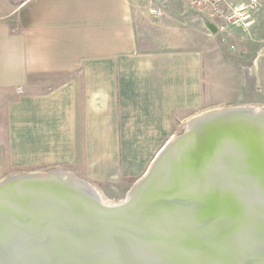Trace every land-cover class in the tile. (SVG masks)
<instances>
[{"label": "crops", "instance_id": "1", "mask_svg": "<svg viewBox=\"0 0 264 264\" xmlns=\"http://www.w3.org/2000/svg\"><path fill=\"white\" fill-rule=\"evenodd\" d=\"M240 38L257 41L264 89L263 9ZM233 51L189 0H0V181L44 166L142 178L178 122L244 87Z\"/></svg>", "mask_w": 264, "mask_h": 264}, {"label": "bare ground", "instance_id": "2", "mask_svg": "<svg viewBox=\"0 0 264 264\" xmlns=\"http://www.w3.org/2000/svg\"><path fill=\"white\" fill-rule=\"evenodd\" d=\"M245 108L253 109L252 113L264 110L255 106ZM238 113L220 123L216 133L206 132L201 137L204 140L189 137L203 114L188 121L189 136L181 138V134L171 138L173 146L181 139H186L188 146L177 152L167 171L158 176L145 197L151 201L160 194L163 199H169L174 204L171 212L164 213L145 201L128 210L126 215L110 220L71 209L64 201H47L46 206L30 207L26 203L23 206H20L23 203H12L9 208L19 207L8 211L0 208V264H264V218L259 213L260 209L264 212V115ZM215 119L211 116L199 122L207 124ZM193 146L205 155L208 151L209 154L217 151L219 158L227 159L235 170L237 179L233 183L231 179L221 183L219 171L207 163L199 164V172L193 166L187 168L192 165L189 160ZM156 158L140 185L162 155ZM162 165L157 164V169ZM186 170L189 173L185 180L174 179L178 171ZM27 177L33 179L24 180ZM67 177L51 171L44 176L32 174L15 180L32 181L45 188L44 193L55 196H59L57 191L67 193L85 205L101 209L120 206L139 190L133 188L124 202L109 204L95 188L86 186L77 177H71L72 180ZM194 178L206 184L203 193H193ZM205 207L209 217L203 228L208 234L185 233L187 228L198 225ZM25 231H36L37 235L34 239L20 237ZM10 239L14 247L6 248ZM21 249L25 254L16 257Z\"/></svg>", "mask_w": 264, "mask_h": 264}, {"label": "water", "instance_id": "3", "mask_svg": "<svg viewBox=\"0 0 264 264\" xmlns=\"http://www.w3.org/2000/svg\"><path fill=\"white\" fill-rule=\"evenodd\" d=\"M207 26L211 30L216 31V27H214L209 22H207ZM222 109H224V108H222ZM252 110H251V108H245L244 106L232 107V108L227 107L226 110H224V111L223 110H212L213 111L212 112L210 110L207 113L203 114V116H205V117L202 116V118L197 121L198 123L196 122L194 129L192 130L191 134H189L190 136L186 132H184L180 137L183 138L184 136L188 135L189 137H192L191 140H193V139L199 140V138H200V140H204L205 138H201V137L205 136L206 132H209L212 130V134L216 133L217 129L220 128L219 127V125H221L220 123H222V122L224 123L225 121H227L228 117L231 115H234V113H236L237 111H239L238 114H245V115L251 114L250 116H253L254 114L256 116L264 115V110H262L259 113L258 112L252 113ZM211 116L215 117L216 119L211 120V122H209L207 124H202L199 122V121L205 120L206 118L211 117ZM191 140H189V141H191ZM173 142L174 141L170 139L169 142L165 145V147L162 149V151L158 155V158H156V159H159V157H161V155H162V158L159 162H157V160H156V162H154L155 163L154 164L155 167L153 169L154 172L151 170V172H150V174H148V178H146L145 182L141 185L139 183L135 187L136 190L139 189L137 191V194L133 198H131L132 196H130V198H128V200L126 202H124V204L122 203V205H120V206L118 205L117 207H111V206L110 207H103L102 209L99 207H96V206H91V205L88 206V205L81 203L78 199L73 198L70 194H67V193H60L59 191H57L58 192L57 195H59V196H55L52 193H50V194L44 193L43 189H45V188L40 187L36 184H32L33 183L32 181H27L24 183L16 181L15 180L16 176H15V177L7 178V179L3 180L2 182H0V208H2V209L6 208L8 211V210L16 209L17 207H19V206H16V207L11 206L9 208V206L12 203H23L20 206H23L26 203L25 206L30 207V206H38V205L46 206V204L48 203L47 201H49L51 203L52 202L61 203L62 201H64L65 203L69 204L68 207L71 209H75V210L82 211L84 213L91 214L93 216H96L97 218L110 219L111 220L112 218L121 217V216L126 215V212L128 210H130V209L132 210L137 205L140 206V204H142L146 201V203L150 202V203H152L153 206H157V209H159L160 211H162L164 213L165 212H171L172 209H170V208H173L174 204H172V202L169 199L168 200H166L165 198L163 199V196L160 194H158L156 197L152 198L151 201H147V199L145 197L147 194V190L153 186V184L155 183V180L158 178V176H162L167 171L168 166H170L171 163L173 162L172 158L174 156H177V152H179L184 146H185V148L188 146V143H186L187 142L186 139H181L176 146H173L174 145ZM196 148H197L196 146H193V148H190L192 150V152H191L192 157L189 160V162L192 165L189 164V166L187 168L193 166L194 170L199 172V171H201L200 170L201 166L198 167L199 164L203 165V164L207 163L210 165V167H213L220 172V174L218 172V175L220 176V180H221L220 182L221 183H224V182L228 183V181L230 179H231V183H233L232 181L234 179H237L235 170L229 164L227 159L225 160L223 158H219L217 151L214 152V150H213V151H211L210 154L208 151L207 155H205L203 153V151H199L198 148L197 149ZM174 150H176V151L172 154V151H174ZM170 154H172V155L169 158ZM157 164L159 166L161 164H163V165L160 168L158 167V169H157V167H156ZM55 171H57V170H55ZM188 173L189 172H187V170L184 173L178 171L175 174L176 177H174V179L179 177V178L185 180L186 177L188 176ZM208 175H210V171H209ZM27 176H29V175H27ZM35 177L37 178L38 176H35ZM29 179H33V178L27 177L24 180H29ZM194 180L196 182V183H194V184H196V187L193 188V193L194 194L203 193L206 190L205 189L207 187L206 184L202 183L201 179L198 181V178H194ZM11 181H15L16 183H10ZM21 183H23V184H21ZM85 184H86V186H90L86 182H85ZM188 188L191 189V186H189ZM35 189H37L36 192H34ZM47 191H49V190L47 189ZM15 198H16V200H14ZM34 199H36V200L34 201ZM207 209H208V207H205L204 211L201 212L200 218L198 219L199 220L198 225L194 228H192V227L187 228L186 231H184L185 233H192L195 235H197V234L198 235L208 234L207 230H205L203 228V223L206 222L208 219L207 217H209V215H207ZM259 213L264 218V212L261 209H260ZM199 224H200V226H199ZM189 230H191V231H189ZM36 233H37L36 231H34V232L32 231L31 233L26 232V233H22V235L20 237H22V238H31L32 237L33 238V236L37 235ZM9 246L14 247L13 240H11V242L8 243L6 248H8ZM24 254H25V250L21 249L18 252V254H16L15 256L21 257ZM126 257L127 256H122L123 259H126ZM19 263L20 262H17L16 264H19Z\"/></svg>", "mask_w": 264, "mask_h": 264}, {"label": "rangeland", "instance_id": "4", "mask_svg": "<svg viewBox=\"0 0 264 264\" xmlns=\"http://www.w3.org/2000/svg\"><path fill=\"white\" fill-rule=\"evenodd\" d=\"M243 31V30H242ZM241 33V32H240ZM243 37H245V34L247 32H242ZM237 47L233 51L234 56L235 54L239 56H244V54H250V59L245 63L242 58L244 57H239L241 59L239 66L241 70V75L245 81L244 87L243 88H234L231 93L229 94L228 97L225 98L224 103H220L217 105H214L210 108H205L201 110L200 112L196 113L195 115L191 116L188 119H185L184 121L178 122L176 128H175V134L174 136H179L186 132L187 130V125L188 121L190 119H193L197 117L200 114H203L207 111L210 110H215V109H222V108H229V107H254L258 109H263L264 108V89L258 88L256 86V73L255 69L253 68V63L256 59V56L258 55L257 53V41L255 39H238L236 40ZM262 49L260 48L259 51ZM229 101V102H228ZM57 170L58 173L61 175L67 177L68 179H73L71 177H77L84 182H86L88 185L91 187L95 188L96 191H98L99 195L102 196L104 199V202L107 203H119V202H124L128 196L129 193L132 191L135 186H137L141 180L136 179V181H132L130 183H125L124 181H119V182H90L88 181L82 174L79 172V170L70 168V167H62V166H44V167H35V168H21V169H16L11 176L6 177H17V176H26V175H32V174H40L41 176H44L45 174ZM3 179V180H5ZM2 180V181H3ZM1 182V181H0ZM102 194V195H101ZM101 197V198H102Z\"/></svg>", "mask_w": 264, "mask_h": 264}, {"label": "built area", "instance_id": "5", "mask_svg": "<svg viewBox=\"0 0 264 264\" xmlns=\"http://www.w3.org/2000/svg\"><path fill=\"white\" fill-rule=\"evenodd\" d=\"M190 5L198 14L206 19L216 31L208 29L212 33H220L222 42L227 44L231 50L236 46L231 43L234 29L248 31L257 22V18L264 10V0H239L233 3L231 0H189ZM150 13L160 17L163 14L161 8L150 7Z\"/></svg>", "mask_w": 264, "mask_h": 264}]
</instances>
